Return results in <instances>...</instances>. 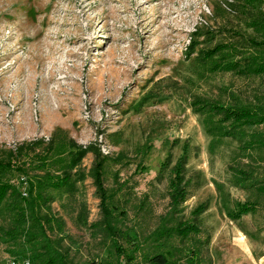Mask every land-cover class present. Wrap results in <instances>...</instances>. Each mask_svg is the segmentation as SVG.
<instances>
[{"label": "rangeland", "instance_id": "374dc122", "mask_svg": "<svg viewBox=\"0 0 264 264\" xmlns=\"http://www.w3.org/2000/svg\"><path fill=\"white\" fill-rule=\"evenodd\" d=\"M263 42L264 0H0V153L39 140L37 152L46 151L52 139L65 143L66 160L70 139L99 151L117 225L141 245L137 264L158 253L170 264H264V144L246 146L264 141V123L222 134L228 122L202 108L264 104V73L218 67L260 55ZM224 44L226 52L209 53ZM185 148L188 198L174 209L170 184ZM25 153V171L3 175L21 195L0 206V264L25 258L11 250L47 249L42 235L30 242L7 234L15 200L46 228L47 212L61 220L62 230L54 222L47 233L72 264H116L92 176L95 153L69 169L74 191L50 188L47 201L30 190L45 172ZM241 170L249 177L242 184ZM246 201L257 209L230 217ZM185 221L199 231L160 235Z\"/></svg>", "mask_w": 264, "mask_h": 264}, {"label": "trees", "instance_id": "16d2710c", "mask_svg": "<svg viewBox=\"0 0 264 264\" xmlns=\"http://www.w3.org/2000/svg\"><path fill=\"white\" fill-rule=\"evenodd\" d=\"M264 44V42H263ZM229 48L228 45H218L212 51H208L210 54H213L216 51L226 52ZM219 68H222L227 71H235L241 74H261L264 73V51L256 57H251L245 63H242L240 60L234 59H225V61L218 64ZM209 107V110L214 114L221 115L222 122H228L226 125L218 127L219 131L222 134H231L235 132H240L242 134L243 127H254L256 125H261L264 123V104H238V105H225L220 102H210L206 101L203 103L202 108ZM43 141H34L31 142L28 146L32 152H34L35 157L40 161L39 165L36 166L39 170L45 172L44 175L36 176L33 181L30 182V190L34 188L37 190V196L41 201H47L51 198L47 191L50 188L53 189H67L71 192L74 191L75 183L73 179L72 172L69 169H74L78 162H80L85 155L93 151L96 156V163L92 170V176L94 178V183L97 188V192L101 199V207L104 213L103 230L107 236H111L114 242V247L117 254V263L116 264H137L136 263V252L140 249L141 245L137 237L132 236L129 231L122 229L117 225V219L114 215V210L110 206L108 201L109 195L107 189L104 185L103 170L105 166V160L101 157V153L96 151L93 147L88 146L84 147L77 144L74 140L69 141V160H66L63 157V154L66 152L65 143L55 141L52 139L48 149L43 151H38L37 148L41 145ZM256 142L264 144V141L259 139L258 141L252 140L247 141V147L254 146ZM25 145L19 146L16 150H7L5 153H0V206L13 195H21L18 191V187L11 182L10 179L4 178V173L9 170L17 169L25 171L24 165L22 164V157L25 156V149L28 148ZM53 160H51V158ZM188 162L187 149L185 148L182 155L179 157L174 169H173V178L170 184V198L171 204L174 209H177L182 205L188 198L187 183L185 182V168ZM61 163V167L57 168L56 164ZM54 171H62L61 174L53 173ZM246 171H239L240 176L239 182L242 184L245 182V179L249 177L244 176L242 179V174L247 175ZM255 182L251 183V186H255ZM264 190V187H261ZM21 203H12V210L14 216L10 224V228L7 231V234L13 238H16L18 234L22 233L28 238L31 242L37 236L42 235L44 237V242H46L45 247L47 248L44 253H34V255H27L29 251H35V248H26L22 249L20 252L11 250L14 256L18 255L25 257L31 260L32 264H35V260H39L40 264H72L67 256L54 247L51 243V238L47 233V228L53 229L52 225L54 222L62 230V222L55 215H50L48 212L43 215L45 222L49 225L46 226L38 219V216L34 213L27 214V211L21 207ZM32 205V204H30ZM257 209V203L253 201L239 202L236 205V208L229 210L230 217L234 219L240 218L242 215L249 212H253ZM203 210L200 207L197 213H200ZM29 221L33 222L39 229V233L33 231L34 226L28 225ZM41 231V233H40ZM199 231V226L195 222L185 221L178 224L175 227H163L159 230L160 235H173L174 233L181 235L183 237L188 236L191 233H197ZM124 241L128 244L125 246ZM148 262L151 264H170L168 257L164 253H158L152 256L145 257ZM15 259H18L15 257ZM24 259V258H23Z\"/></svg>", "mask_w": 264, "mask_h": 264}, {"label": "built area", "instance_id": "2783aa9c", "mask_svg": "<svg viewBox=\"0 0 264 264\" xmlns=\"http://www.w3.org/2000/svg\"><path fill=\"white\" fill-rule=\"evenodd\" d=\"M3 264H32L31 260L28 258H24V259H11L10 261L3 263Z\"/></svg>", "mask_w": 264, "mask_h": 264}]
</instances>
